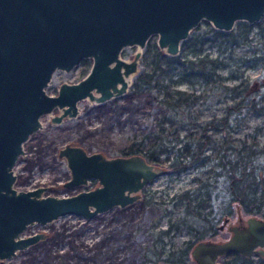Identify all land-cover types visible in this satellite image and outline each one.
I'll return each instance as SVG.
<instances>
[{
    "label": "water",
    "instance_id": "1",
    "mask_svg": "<svg viewBox=\"0 0 264 264\" xmlns=\"http://www.w3.org/2000/svg\"><path fill=\"white\" fill-rule=\"evenodd\" d=\"M263 13L264 0H0V259L43 237L19 236L27 224L64 214L91 217L124 206L145 183L165 173L140 154L107 158L66 144L58 150L69 170L64 185L96 179V186L62 197L42 196L41 187L15 190L11 167L42 114L56 108L51 121L58 122L76 114L80 99L103 102L123 93L140 55L135 51L132 59L121 58L125 46L141 48L155 35L157 47L174 55L200 20L229 30L235 20L254 22ZM82 58H91L83 77L61 82L53 95L45 92L54 70L68 71ZM226 230L225 239L191 246L193 264H221L219 258L231 252L264 257V218L238 217V224H227Z\"/></svg>",
    "mask_w": 264,
    "mask_h": 264
},
{
    "label": "rangeland",
    "instance_id": "2",
    "mask_svg": "<svg viewBox=\"0 0 264 264\" xmlns=\"http://www.w3.org/2000/svg\"><path fill=\"white\" fill-rule=\"evenodd\" d=\"M260 27L262 33L258 32ZM246 28H249L246 33L249 40L247 43L221 45L218 48L212 42L215 32L241 34ZM200 40H203L201 44ZM191 50L197 52L199 57L205 54L208 58L218 61L213 70L210 64L205 66L204 72L210 80H198V84L193 87L195 92H200L203 88L205 94L210 95L212 88L214 92L222 86H229L234 82V77L240 76L260 82L261 86L253 94L258 96L261 103L264 101V13L254 22L235 20L229 30H217L208 21L200 20L179 42L178 51L174 55H167L159 49L156 36L151 35L141 48L136 45L125 46L119 53L125 60L132 59L135 51L140 53L137 69L123 93L103 102L80 99L76 103V114L63 117L58 122L51 121V117L59 112L56 108L39 117V127L23 141L22 153L17 156L11 167L14 175L13 188L29 190L41 187L42 196L62 197L96 186V179H87L85 184L65 186L64 183L69 179V170L64 157L58 155V150L67 144L79 146L87 153L99 152L107 158L125 156L121 155V150L128 139L132 135L157 130V120L161 114L167 112L158 102L160 95L156 86L151 83L135 89L133 83L136 77L148 69V62L153 59L155 53L161 52L166 57L183 60L194 58ZM90 64L91 58H82L68 71L54 70L44 87L45 92L53 95L61 82L77 81L85 75ZM185 66L184 62L183 67ZM163 67L168 69V73L173 71V66L166 67L163 64ZM184 72L188 73L187 70ZM173 73L172 77L175 78L180 73L179 68L174 69ZM156 77H165L162 83L169 82L165 74ZM185 77L192 80L195 76ZM175 87L188 89L185 83ZM224 97L225 101H214L211 95L203 104H200V97L190 113L187 110L177 116L169 113L168 115L175 119L178 137L196 131L202 122L211 117H220L223 106L230 100L229 97H226L227 100ZM245 134L262 143L264 116L253 110H245L238 119L231 120L224 134L214 131L211 137L217 141L224 135L237 139ZM207 152L208 148L204 153ZM161 166L165 168V173L145 183L136 192V199L129 204L114 205L91 217L64 214L44 224L32 222L19 236L42 233L43 237L22 249L14 250L12 256L1 258L0 264H168L152 256L150 248L154 247L155 251L166 255L171 250L185 248L188 243L184 264H193L189 250L195 242L202 239H225L229 235L226 225L238 224V217L243 221L246 215L232 205L233 212L221 229L218 226L222 220L217 222L216 235L198 238L196 232L177 223L182 215L183 203L177 200L176 195L182 190L194 189L197 181L193 177H205L209 164L188 167L178 173L168 171L165 165ZM255 216L263 218L260 214ZM165 229H169L168 233L159 235L160 231Z\"/></svg>",
    "mask_w": 264,
    "mask_h": 264
},
{
    "label": "trees",
    "instance_id": "3",
    "mask_svg": "<svg viewBox=\"0 0 264 264\" xmlns=\"http://www.w3.org/2000/svg\"><path fill=\"white\" fill-rule=\"evenodd\" d=\"M248 30L249 28H246L241 34L215 32L212 42L218 48L221 45L247 43ZM258 32L262 33V27L258 28ZM202 42L203 40H200L199 44ZM191 51L194 58L183 60L166 57L161 52L155 53L153 59L148 62V69L136 77L133 83L135 89L151 83L156 86L160 95L158 102L168 113L161 114L157 120L155 125L158 126L157 130L132 135L121 150V155L140 154L146 161L165 165L168 171L174 173L188 167L209 164L205 177H193L197 181L194 189L182 190L176 195L177 200L183 203L182 215L177 223L186 225L201 239L216 235L217 222L232 214V205L246 216L260 214L264 218V141L259 143L253 136L247 134L237 139L224 135L217 141L211 137L214 131L224 134L231 120L238 119L245 110H253L264 116V101L261 103L258 96L253 94L261 86L260 82L257 79L247 80L240 76L234 77V82L229 86H222L214 92L213 88L210 89V95H206L203 88L200 92H195L193 87L198 84V80L205 82L210 80L204 72L205 66L210 64L213 70L218 61L215 58H208L205 54L199 57L197 52ZM163 64L166 67L173 66V71L168 73V69H163ZM178 68L180 73L173 78L174 69ZM185 70L188 73H185ZM163 74L167 76L169 82L162 83L165 77H156ZM186 75L195 77L191 80L185 77ZM180 83H185L188 89L175 87ZM211 95L214 101H221L224 96L225 99L230 98L223 106L222 115L209 118L202 122L196 131L185 133L179 138L175 119L170 115L177 116L186 110L190 113L200 97L202 101L199 103L203 104ZM169 113L171 114L168 115ZM207 148L208 152L204 153ZM177 228L175 225V229ZM168 231L169 229L162 230L159 235L167 234ZM188 246L189 243L185 248L171 250L166 255L151 247L150 253L157 260L168 264H184ZM220 261L221 264H264L263 257L246 258L233 252L223 255Z\"/></svg>",
    "mask_w": 264,
    "mask_h": 264
},
{
    "label": "flooded vegetation",
    "instance_id": "4",
    "mask_svg": "<svg viewBox=\"0 0 264 264\" xmlns=\"http://www.w3.org/2000/svg\"><path fill=\"white\" fill-rule=\"evenodd\" d=\"M257 256H259V257H262V256H260V255H258V254H253V255H251V256H249V257H246V258H254L255 259V257H257ZM244 257V256H243ZM264 258V257H263ZM221 260V257L219 258V261ZM220 263H221V261H220Z\"/></svg>",
    "mask_w": 264,
    "mask_h": 264
},
{
    "label": "bare ground",
    "instance_id": "5",
    "mask_svg": "<svg viewBox=\"0 0 264 264\" xmlns=\"http://www.w3.org/2000/svg\"><path fill=\"white\" fill-rule=\"evenodd\" d=\"M128 77H132V75H129ZM76 109H77V107H76ZM32 223H30V224H27L25 227H24V230L26 229V227L28 226V225H31ZM21 233V232H20Z\"/></svg>",
    "mask_w": 264,
    "mask_h": 264
}]
</instances>
